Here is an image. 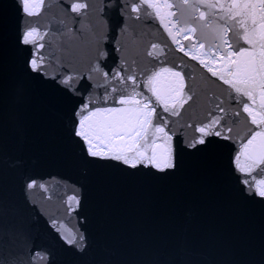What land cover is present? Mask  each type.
Wrapping results in <instances>:
<instances>
[{
	"label": "water",
	"instance_id": "95a60500",
	"mask_svg": "<svg viewBox=\"0 0 264 264\" xmlns=\"http://www.w3.org/2000/svg\"><path fill=\"white\" fill-rule=\"evenodd\" d=\"M125 2L44 0L29 17L20 0H0V264H264V198L233 162L238 138L254 126L228 85L181 52L146 7L136 18ZM72 3L87 8L73 12ZM33 26L42 39L24 44ZM173 31L181 44L195 42ZM41 44L37 74L30 61ZM159 67L181 72L192 96L176 116L152 97L154 124L168 122L175 167L161 173L88 157L72 131L82 106L120 107L115 71L134 74L137 90L151 97L143 80ZM214 117H223L216 130L231 128V138L211 135L190 147ZM254 175L264 177V167Z\"/></svg>",
	"mask_w": 264,
	"mask_h": 264
},
{
	"label": "snow or ice",
	"instance_id": "6c2138e0",
	"mask_svg": "<svg viewBox=\"0 0 264 264\" xmlns=\"http://www.w3.org/2000/svg\"><path fill=\"white\" fill-rule=\"evenodd\" d=\"M23 12L31 17L38 15L44 0H20ZM130 7V13L139 18L143 9L146 15H154L160 20L164 30L181 52L191 56L193 60L207 69L214 77H218L235 93L236 100L242 105L251 126L247 135L238 138V151L234 156V165L238 172L244 174L242 183L251 193L264 198V177L257 179L254 173L264 167V0H180L175 5L169 0H126L125 8ZM175 7L177 11H169ZM86 3H72L73 12L86 9ZM204 8L205 11H201ZM171 24V27H169ZM183 25V27H179ZM187 32L195 37V42L189 40L187 46L181 44L173 29ZM24 44H36L42 39L38 27H29L23 33ZM199 44V48H197ZM37 53L30 61L32 72L40 74L44 66V58ZM187 47V51H186ZM153 49L159 45L153 44ZM163 49H161V53ZM106 54L101 52L103 58ZM153 55L152 51L148 52ZM202 57H218V60L206 61ZM218 64V67H213ZM101 72L99 64L92 68ZM105 83L109 82L108 73H102ZM71 77L65 78L67 84ZM121 85L113 88V93H120L116 101L120 107L95 109L83 105L78 115V123H74L72 131L86 146V155L91 158L121 162L130 168L143 164L158 172L175 167L172 147V137L165 130L167 121L161 125L154 124L156 107L162 105L166 113L179 115V110L192 99L186 90L185 78L172 67H159L146 74L143 87L151 93V97L138 91L135 75L126 78L120 71H115L112 78ZM125 79L132 82L131 87L125 84ZM139 98V99H138ZM105 100L111 99L106 94ZM221 113L223 108H219ZM86 113V114H85ZM236 112L235 116H240ZM223 117H214L209 123L196 129L201 135L190 147L205 144V137L215 135L230 139L231 128L216 130ZM35 182L29 183V189L35 187ZM41 188L44 185H40ZM69 202L78 200L75 196L68 197ZM55 224L56 222L53 221ZM69 244L76 242L75 234L68 231L66 237ZM84 237L80 236V240Z\"/></svg>",
	"mask_w": 264,
	"mask_h": 264
}]
</instances>
